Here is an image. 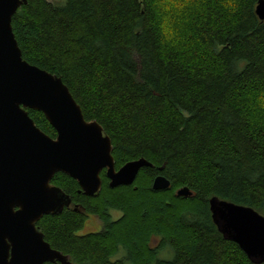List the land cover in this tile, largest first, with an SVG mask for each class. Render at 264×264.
<instances>
[{
    "label": "trees",
    "instance_id": "trees-1",
    "mask_svg": "<svg viewBox=\"0 0 264 264\" xmlns=\"http://www.w3.org/2000/svg\"><path fill=\"white\" fill-rule=\"evenodd\" d=\"M162 1L27 0L13 14L22 58L60 76L84 118L109 136L115 168L141 157L152 164L130 185L110 187L100 173L92 196L56 173L51 183L71 204L36 226L73 264H255L217 230L208 200L264 214V20L255 14L257 0H186L171 10ZM27 111L55 136L42 112ZM158 174L168 188H151ZM182 187L191 195H177ZM110 209L121 216L111 219ZM92 214L99 229L79 235ZM164 248L171 258L158 257Z\"/></svg>",
    "mask_w": 264,
    "mask_h": 264
},
{
    "label": "water",
    "instance_id": "water-1",
    "mask_svg": "<svg viewBox=\"0 0 264 264\" xmlns=\"http://www.w3.org/2000/svg\"><path fill=\"white\" fill-rule=\"evenodd\" d=\"M27 0H0V264H70L52 248L36 223L46 214H58L71 204L70 196L51 183L64 173L92 196L102 185L105 171L110 187L130 185L140 168L152 164L141 157L115 168L112 144L102 126L86 120L80 105L60 76L22 58L11 19ZM255 14L264 20V0ZM27 109L40 111L54 128L43 132ZM170 181L156 175L153 190ZM177 195L189 196L187 187ZM212 222L255 264L264 262V215L251 206L212 196L208 200Z\"/></svg>",
    "mask_w": 264,
    "mask_h": 264
},
{
    "label": "rangeland",
    "instance_id": "rangeland-1",
    "mask_svg": "<svg viewBox=\"0 0 264 264\" xmlns=\"http://www.w3.org/2000/svg\"><path fill=\"white\" fill-rule=\"evenodd\" d=\"M180 1H186V0H177V1L176 0H163L162 1L163 3H161V5H164V6H166V9H170L171 10V9H174L175 6L179 7V2ZM164 11L167 12V10H164ZM168 14H171V13H168ZM171 20H172V18L170 19V17H168V16H166L164 18V20H163V27H164V29H165V31H166L167 34L169 33V29H170V25H171ZM167 34H165V35H167ZM102 172L105 173L104 170H102L101 173ZM109 213H110L111 219H118L121 216L120 211H118L116 209H110L109 210ZM100 223H101V221H100V219H98V217L92 216L91 218L86 219L84 221L83 227H81V229L78 230L77 233L78 234H81L83 232V230L84 231H89V230L97 231L98 226L100 225ZM157 242H158L157 239L156 238H153V239H151L150 244L152 246H156L157 245ZM158 257L164 258V259L165 258L166 259L167 258H171L172 257V253L169 251V249L164 248L163 250H160L158 252ZM120 258H122V257L120 256ZM125 264H130V263L126 261Z\"/></svg>",
    "mask_w": 264,
    "mask_h": 264
},
{
    "label": "flooded vegetation",
    "instance_id": "flooded-vegetation-1",
    "mask_svg": "<svg viewBox=\"0 0 264 264\" xmlns=\"http://www.w3.org/2000/svg\"><path fill=\"white\" fill-rule=\"evenodd\" d=\"M55 137V136H54ZM70 206V205H69ZM92 216H95L94 214H92V215H87V217L85 218V220L86 219H89V218H91ZM99 219V218H98ZM84 220V221H85ZM113 220H115V219H113ZM101 225V224H100ZM100 225L98 226V229H99V227H100ZM82 227H83V225H82ZM97 229V230H98ZM90 232H95L94 230H89V231H84L83 230V232L81 233V234H79V235H83V234H86V233H90ZM65 255V254H64ZM67 257H68V261L70 262V264H73V261L69 258V256L68 255H66ZM54 264H60L59 262H54Z\"/></svg>",
    "mask_w": 264,
    "mask_h": 264
}]
</instances>
